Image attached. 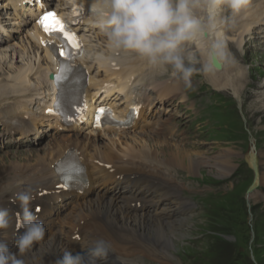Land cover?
Returning a JSON list of instances; mask_svg holds the SVG:
<instances>
[{
  "label": "bare ground",
  "instance_id": "6f19581e",
  "mask_svg": "<svg viewBox=\"0 0 264 264\" xmlns=\"http://www.w3.org/2000/svg\"><path fill=\"white\" fill-rule=\"evenodd\" d=\"M19 1L0 0V14L10 4H13L15 11L19 10L21 12L22 5ZM93 3L94 0H66V2L57 0L53 8L58 10L64 17L67 14L69 16L72 10H78L80 16H77L79 19L76 26L87 31L88 28L96 26L91 11ZM221 7H224V5H220L211 12L203 6L200 7L199 17L205 23L212 21L211 23L215 24V28L186 44L197 49L204 75L208 78L210 84L219 90L229 88L238 98V94L241 95L240 90L248 86L247 78L251 76L245 64L238 58V55H240L238 51L241 53L243 51L244 41L247 40L245 35L253 41L252 39L255 40L254 27L256 28L257 25L263 27L264 0H249L248 5L238 14H233L228 8L222 10ZM8 14L10 15V13ZM20 14L21 16H19L22 19V12ZM32 14L23 17L25 27L14 32L11 31L10 25L5 26L2 22L3 19L0 18L1 31L9 29L11 33L17 34L20 32L22 36L18 51L5 48L7 46H4V43L8 41L5 38L7 37L6 34H4L5 37H0V46L4 48L0 47V102H4L0 104V132H6L7 134L15 129L14 122L34 127L35 121L32 119L30 108L34 106L37 108L40 102H35L36 98L31 97L35 93L32 94V92H36L38 89L42 90L36 93L37 95L45 93L44 98L47 99L45 104L49 106L51 102L48 101H51L55 96V91L50 88H54V85H50L52 80L49 79V73L56 72V66L59 62L43 47L42 43L46 38L36 25L31 23L30 17L34 16ZM232 16L242 17L241 22H239L240 30L228 34L229 32H225L222 24L217 20L220 17ZM1 31L0 36H2ZM92 32L96 34L95 31ZM217 40L224 42L226 57L212 54V44ZM96 41L95 36H87L83 39L84 48L78 60L85 63L88 69L96 64V73L102 70L107 73L106 76H103L104 80L93 83V86L98 88L94 89L95 92H101L107 96L115 88L116 95L118 93L123 94L124 100H120L117 103L118 106L111 102L108 103L115 107L116 113L128 116L130 105H140L138 114L132 117V122L128 124L129 128L133 127V132L136 133L132 135V141L117 136H115V139L112 137V142L106 144L107 148L100 144L90 143L83 134L65 135L63 138L61 135H56L52 141L45 142L39 147L10 154L6 153L10 152V149H7L6 154L0 155V181L2 179L5 181L1 185L0 191L5 192L6 189L14 188L11 196L15 202L10 211L14 228L7 230L9 249L12 248L11 245L14 243L12 233L15 230H24L22 226L16 225V222L19 221L18 215L22 214V209L16 197L19 192H16L15 187H22L25 184L21 191L30 192L31 196L29 198L33 197L35 200V202H31L32 205L40 204L39 201L43 197L37 195L43 190L47 192L45 195L48 196L47 198H55L58 191L52 185L56 183L57 178L55 172H53V166L54 162L63 156L64 150L67 148L72 152L76 151L77 158L82 160L87 171L90 160L87 156L96 158L102 156L112 163V166H110L112 169L99 165L97 168L88 171V175L85 174L82 177L85 186L79 195L83 196L84 201L80 205L79 203L73 204L80 207V212L76 213L79 214L78 221H75L72 216L66 217L62 221H60L61 219L52 221V223H49V228L46 229L43 239L45 242L42 243L41 247L33 246L20 255L18 250L13 252L17 254L19 259L24 261V264H56L62 258L65 250H69L73 255L80 254L87 257L88 249L98 239L105 240L110 246V250L117 253L114 259L115 264H122V260L129 261L130 264H137L142 256H144L142 258L149 257L145 256L146 254L156 256L158 253L154 252L156 248L141 243L136 235L139 237L146 236L149 242L153 238V243L161 249L164 248L163 250L167 246H173L172 238L174 235L172 230L174 226L181 223L175 219L174 212L163 205L164 202L169 203V198L177 194L179 189L173 182L174 178L169 177L172 168L177 166L192 171L197 170L202 165H209L216 168V175L220 178L227 176L233 166L230 159L232 155H230L228 149L224 151L225 153L212 155L206 152H192V147L189 144L182 143L180 145L179 142L176 143L179 139L173 138L180 136L176 129L173 130L174 126L169 121L159 123V129L154 132V135L152 133H141L139 130L149 122L146 117L145 105L141 103L146 98L145 90L151 92V98L167 99V103H170L173 101V97L179 96L180 84H176L175 77H169L163 81L156 80L161 76L166 78L165 73L157 69L160 67H153L146 59L140 58L134 53L115 51L106 41L104 46H100L99 43L98 48L95 49ZM229 43H231V47L235 48L233 51L230 50ZM101 50L105 51L104 56L97 52ZM110 50L112 53H110ZM88 54H95L94 58L96 59L88 58ZM19 57L22 64L19 63ZM6 59H12L11 65H5L8 62ZM115 62L117 64L116 71L114 69ZM12 68H16V70L12 71ZM36 78L41 81L44 80L43 85H41V81H38V84L34 83ZM113 78H115L114 81ZM260 89H264V84L261 85ZM257 98L259 106L264 109V94ZM117 101L118 99H115V102H113L116 103ZM24 113L29 114L31 118L26 117ZM115 117L120 119L117 114H115ZM31 119L32 121L29 123ZM140 122L143 124L140 126L141 128H138L137 125ZM111 131H113V127L103 128L104 133ZM125 132L123 131V133ZM114 134L116 133L114 132ZM26 135V132H22V136H19L18 139H23ZM59 138L60 140H58ZM183 139L186 138L183 137ZM135 159L137 160L136 165L134 163ZM255 159L256 156L250 151L249 161L247 162L255 170L254 183L256 184L260 181L261 175ZM146 164L155 166L156 171L148 170ZM213 177L215 176L213 175ZM106 179L111 180L109 181V187L113 188L112 194L107 196L104 191L99 193V191L93 192L91 190L92 185L98 187L101 183H108ZM7 186L10 188H7ZM178 204L186 206L181 199ZM59 205L43 203L44 208L38 216L47 214L46 208L49 209V212L53 210L57 212ZM0 207L5 209V205ZM84 214L86 215L84 216ZM48 215L51 214L48 213ZM37 218L40 220L42 217ZM48 234L50 235L48 236ZM60 235H64L68 239L62 240ZM70 235H77L79 239H71ZM3 238L5 237L2 234L0 239ZM150 259L158 264H175L171 257H167L165 253L164 257H152ZM98 260L105 264L108 262L104 258H98ZM143 264L148 263L144 261Z\"/></svg>",
  "mask_w": 264,
  "mask_h": 264
},
{
  "label": "rangeland",
  "instance_id": "374dc122",
  "mask_svg": "<svg viewBox=\"0 0 264 264\" xmlns=\"http://www.w3.org/2000/svg\"><path fill=\"white\" fill-rule=\"evenodd\" d=\"M195 14H198L197 8ZM236 18L237 24H234L235 17L225 18L224 24L231 27L229 30L224 28L228 34L239 30L242 17ZM15 37L4 43V46H7L5 48L15 51L20 49L22 37ZM243 46L242 53L238 51L240 54L238 58L245 64L251 76L247 78L248 86H245V89L241 87V95L238 94V98L229 88L219 90L209 83L204 77L198 51L193 50V56L188 58L187 63L190 62L196 71L191 77L190 86L183 81L184 86L190 87L189 101L182 103L175 99L172 105L159 107L158 101L156 103L154 98L152 100L154 109L147 117L149 122L139 130L144 134L150 130L155 132L159 128V123L172 121L173 130L176 129L180 136L173 138L179 139L176 143L189 144L192 152L216 155L225 153L224 151L228 149L232 155L230 158L232 169L221 183L216 181L218 179L216 168L209 165H202L192 171L177 166L172 168L169 177L174 178L173 182L179 189L177 194L169 198V203L164 202L163 205L171 209L176 216L175 219L181 223L172 230L173 246L169 250L173 252L172 260L175 264H226L228 261L229 264H264V109L257 101V97L264 94V89H260L264 84V37L257 36L254 43L244 41ZM229 47L231 51L235 49L231 47V43ZM190 50L191 48L187 53ZM6 60L8 62L5 65H11L12 59ZM19 60L21 61L20 57ZM11 70L14 71L16 68ZM210 91L219 94L211 96ZM227 98H231L233 103ZM215 105L217 110L212 113ZM205 109L212 112L196 118V122L192 120L197 115L205 114ZM119 133L125 136L123 138L130 139L127 141H132L131 137L136 132L130 130L126 134ZM252 148L256 153L261 175L260 181L256 184L252 183L254 175L252 169L248 168L247 163V168L243 167L244 158L248 161ZM24 151L25 149H17L6 153ZM4 153L5 151L0 155ZM146 168L151 171L157 169L151 164H146ZM206 178L209 184L201 181ZM180 199L186 206L178 204ZM69 210L66 213H69ZM70 215L75 217L73 210L70 211ZM214 251H217L216 255H211ZM174 252H179L177 255L182 261ZM113 257H115L113 254L107 257L109 264L114 263Z\"/></svg>",
  "mask_w": 264,
  "mask_h": 264
},
{
  "label": "clouds",
  "instance_id": "9594fccd",
  "mask_svg": "<svg viewBox=\"0 0 264 264\" xmlns=\"http://www.w3.org/2000/svg\"><path fill=\"white\" fill-rule=\"evenodd\" d=\"M248 3L249 0H94L91 11L96 26L106 35L113 50L134 53L153 67L171 66L173 74L190 86L196 69L190 62L186 63L184 46L215 28L214 23H205L197 16L195 9L203 6L211 12L224 5L238 14ZM225 47L223 41L217 40L211 52L226 57ZM18 200L22 209L18 219L24 231L22 234L14 231L12 236L18 253L23 254L44 239L46 228L30 211V198L20 194ZM13 226L9 211L0 208V234L5 237L0 239V264H24L7 244V230ZM109 252L108 243L98 239L88 249L87 257L65 250L56 264H97V259L106 258Z\"/></svg>",
  "mask_w": 264,
  "mask_h": 264
},
{
  "label": "snow or ice",
  "instance_id": "6c2138e0",
  "mask_svg": "<svg viewBox=\"0 0 264 264\" xmlns=\"http://www.w3.org/2000/svg\"><path fill=\"white\" fill-rule=\"evenodd\" d=\"M39 24L41 25V27L43 28V30L45 32L48 33H57V34H61L65 40H67V42L69 43V45H71L73 48H79L80 47V43L76 37V35L74 33H71L70 30H67L66 27L63 25V23L61 22V20L56 16L55 13L53 12H47L45 15H43L40 20L38 21ZM61 55H64L63 52H61ZM51 109L49 110V112L51 113ZM133 111H138V109H133ZM109 113L111 112L110 109H104L101 108L98 110V115H97V126H99V121H100V115L99 113ZM74 171L77 173H80L83 171L82 166H76L74 168Z\"/></svg>",
  "mask_w": 264,
  "mask_h": 264
}]
</instances>
